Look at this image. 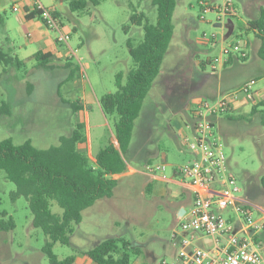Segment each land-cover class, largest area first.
<instances>
[{"label":"rangeland","instance_id":"374dc122","mask_svg":"<svg viewBox=\"0 0 264 264\" xmlns=\"http://www.w3.org/2000/svg\"><path fill=\"white\" fill-rule=\"evenodd\" d=\"M70 1L40 0L58 14L66 35V41H58L56 29L37 17L24 18L25 1L0 0L4 19L0 24V51L21 60L19 65L0 61V104L5 102L8 109L0 113V140L11 138L14 144L30 140L37 148H47L57 145L61 136L70 135L77 122L85 121L87 139L78 148L87 152L93 166L98 149L108 144L114 130L112 116L105 118L101 110L103 119L98 116V99L116 90L118 72L125 78L133 66L126 41L139 42L143 37L142 26L131 22V14L134 9L142 12L154 24L156 7L152 0H102L98 5L88 3L83 9L71 10ZM231 1L234 14L220 15L214 7L223 6L225 0H176L172 38L124 151L131 168L142 170L147 158L152 164L191 159L193 154L182 142L183 134H189L185 124L193 119L195 102L212 99L217 86H236L246 78L257 77L259 81L252 90L264 87V60L256 50L258 39L245 23L248 10L258 12L264 8V0ZM235 43L244 49L246 57L241 60L232 52L229 66L233 77L221 81V69L212 73L207 60L218 53L220 45ZM40 49L50 51V57L38 60L35 55ZM73 103L83 106L84 112L74 111ZM262 120V112L232 111L215 118L214 128L223 139L228 171L240 193L264 205ZM146 183L147 177L139 172L121 176L110 198H100L82 211L68 244L54 243L55 255L59 259L73 255L74 264H92L84 252L103 240L121 237L139 249L138 254L131 255L129 264L170 260L175 253L170 242L176 224L175 204L171 194L156 195L146 189ZM13 189L14 184L0 170V212L7 214L0 219L11 216L14 221L12 229L0 230V264H50L42 252L47 237L32 225L26 199L10 198ZM51 210L61 213L55 202ZM223 213L227 216L226 211Z\"/></svg>","mask_w":264,"mask_h":264},{"label":"trees","instance_id":"16d2710c","mask_svg":"<svg viewBox=\"0 0 264 264\" xmlns=\"http://www.w3.org/2000/svg\"><path fill=\"white\" fill-rule=\"evenodd\" d=\"M101 1L71 0L69 7L71 10H79L85 8L88 3L98 5ZM152 4L156 7L154 24L147 21L144 13L136 12L135 9L130 17L132 23L143 28V37L139 42L131 39L126 41L133 66L125 78L122 72H118L115 75L116 90L104 93L98 99L103 114L114 118L113 133L118 146L109 141L98 151L95 165L92 166L86 152L78 148V144L86 139L84 122H77L70 135L61 136L57 145L47 148H37L30 140L21 144H14L11 138L0 140V170H3L5 177L14 184L10 198L26 199L32 215V225L40 228L47 237L42 252L50 264H74L73 255L62 259L55 255L52 250L54 243L68 244L74 225L82 219V211L100 198H110L118 183L111 175L126 169L124 151L130 143L134 120L160 72L174 31L172 15L176 0H152ZM52 13L57 19L58 14L55 11ZM26 17L41 19V12L33 9ZM3 22V16L0 15V24ZM248 28L254 31L259 41L258 55L264 60L263 8L256 17L248 20ZM50 55L37 51L35 56L38 60H43ZM240 59L244 60L245 57ZM0 61L5 65L13 61L19 65L21 62L18 57L14 58L1 51ZM80 107L72 104L74 111ZM7 110L5 102H2L0 113ZM250 112L264 114V100L254 105ZM261 123L264 125V120ZM261 186L264 188V172L261 176ZM52 202L61 208V213L51 210ZM0 215L7 214L0 212ZM13 227L11 216L6 220L0 219V230ZM138 253L139 249L129 240L117 237L103 240L83 255L93 264H129L131 255Z\"/></svg>","mask_w":264,"mask_h":264},{"label":"built area","instance_id":"2783aa9c","mask_svg":"<svg viewBox=\"0 0 264 264\" xmlns=\"http://www.w3.org/2000/svg\"><path fill=\"white\" fill-rule=\"evenodd\" d=\"M13 9L17 7L13 6ZM33 9L41 12V20L47 27L59 32L58 41H66L62 26L51 10L40 0H32ZM214 9L220 15L234 14L231 0H225L223 6ZM232 52L246 57L239 43L222 46L207 60L212 73L222 68ZM255 84L256 80L250 79L234 91L212 99L202 98L192 105L193 121L186 124L189 134L182 136V142L193 156L173 167L174 174L189 188L192 203L177 216L171 231L174 255L170 260L162 259L160 264H264V239L261 236L264 205L240 193V187L228 171L223 139L214 128V119L227 113L232 102L241 95H251ZM166 168L164 162L151 163L141 172L151 178L167 180Z\"/></svg>","mask_w":264,"mask_h":264},{"label":"crops","instance_id":"0c3cea01","mask_svg":"<svg viewBox=\"0 0 264 264\" xmlns=\"http://www.w3.org/2000/svg\"><path fill=\"white\" fill-rule=\"evenodd\" d=\"M23 1H25L24 4H23V8L25 10L23 16H24L25 19L32 20V18H27L26 17V14L29 11H31V4L29 3L28 0H23ZM13 6H15V5H13ZM248 12H249L248 13V19L245 22L247 28H248V20L256 17L258 15L259 11L257 12L253 8V9L248 10ZM230 15H232V14H230ZM219 25H221V24H219ZM253 33H254V31H253ZM195 42H197L199 44H204L200 40H194V43ZM245 44L247 46L249 44V41H246ZM205 46H207V45H205ZM221 47H222V45H220V47H218V52H219ZM258 47H259V41H258L257 47H256L257 51H258ZM38 51H41V53H51L50 51H44L42 49H40ZM232 62H233V57L231 55L229 60L221 68V73H220L221 81L225 80V79L229 80L230 78L233 77V76H230L231 75V68L229 66ZM250 79H255L256 80V84L259 81L257 77H249V78H246L245 80H243L242 82H240V84H237L236 86L222 88V86L219 85V86H217V89L215 91H213V93L211 94L212 95L211 97L215 98L217 95L222 94L223 91H229V90H232V89H236V88L240 87L244 82H246V81H248ZM262 100H264V87L263 86H261V87L257 86L254 90H252V94L251 95H241L237 100L233 101L231 106H230V108H229V110L227 111V114L232 112V111H242L244 113L250 112L252 107L254 105L258 104ZM98 105H99V102H98ZM99 108H100V105H99ZM97 110H98L97 111L98 112L97 113L98 116L100 117V119H103L102 115H101V112H102L101 108L97 109ZM100 110H101V112H100ZM80 111L84 112L83 106H81ZM102 114H103V112H102ZM225 115L226 114H223V115L219 116L218 119L224 117ZM104 117L106 118L105 115H104ZM190 120H191L190 122L193 121V119H191V117H190ZM85 127H86V124H85ZM177 127H178L177 129L179 131L182 130L181 128H179V126H177ZM185 127L187 128L186 124H185ZM113 138H115L114 137V133L112 134V137L109 140V141H112L114 143V139ZM86 139H87V135H86ZM85 141L82 142V143H85ZM83 148L87 151L88 146L85 144ZM99 149H98V151H99ZM150 155H151V153H150ZM164 158H165V161H166V155L163 154V159ZM183 162H181V163H183ZM165 163L167 164V168H166L167 180L160 179L159 177H153V178L148 177L144 173H142L141 170L139 171V170H137L135 168H131L129 166V164L127 163V161H126V169L123 172H121V173H117V174L111 175V177L118 180L124 174H130V173H134V172H139V173L145 175L147 177L146 189H147V186L149 185L148 188H149L150 192H153L156 195H162V196L163 195L166 196L168 194L169 195L171 194L170 196L172 197V202L175 204L174 216H175V219L177 220V216H178V212L180 211V208L183 207L184 209H187V208H189L191 206L192 196L190 194V190L187 187V185L181 179H179V177L177 175L174 174L173 167L178 165V164H180V163L168 162V161H166ZM94 164H95V157H94ZM146 164H151V161H150L149 158H147L145 160L144 166ZM261 236H262V239H264V232H263V234ZM75 261H76V259H75Z\"/></svg>","mask_w":264,"mask_h":264},{"label":"water","instance_id":"95a60500","mask_svg":"<svg viewBox=\"0 0 264 264\" xmlns=\"http://www.w3.org/2000/svg\"><path fill=\"white\" fill-rule=\"evenodd\" d=\"M184 210H185V209H184L183 207H181V208H180V211L178 212V215H181V214L184 212Z\"/></svg>","mask_w":264,"mask_h":264}]
</instances>
